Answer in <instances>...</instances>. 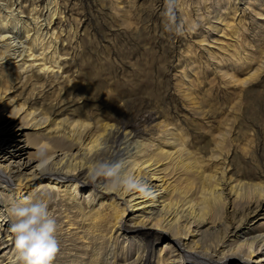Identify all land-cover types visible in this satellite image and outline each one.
Wrapping results in <instances>:
<instances>
[{"label": "rangeland", "instance_id": "obj_1", "mask_svg": "<svg viewBox=\"0 0 264 264\" xmlns=\"http://www.w3.org/2000/svg\"><path fill=\"white\" fill-rule=\"evenodd\" d=\"M55 2L59 14L47 28L55 30L59 41V74H44L31 62L21 68L13 59L2 61L0 79L8 76L12 83L6 82L0 107L19 104L69 124L90 123L94 130L98 120L135 126L142 139L154 148L162 144L164 150L163 130L171 127L185 150L205 163L207 174L215 171L220 178L225 169L227 182L264 184V0ZM18 3L28 18L35 11L42 14L47 0ZM25 133L23 145L33 144L32 155L45 142H56L41 139L36 144L29 139L32 130ZM59 144L65 151L73 145L67 140ZM2 185L0 206L10 214L12 196ZM227 188L223 185L230 202ZM87 193L88 188L78 193L74 206L59 189L38 183L23 194L46 199L56 219L59 252L52 264L162 263L167 237L158 243L152 238L149 256L145 241L117 228L107 200L89 205ZM253 204L221 209L223 219L231 216L223 220L221 232L228 234L244 214L252 218L248 225L253 232H264V199ZM6 219L12 253V218ZM129 219L126 226L133 222ZM259 255H252L250 264H257ZM13 259L20 264L16 255Z\"/></svg>", "mask_w": 264, "mask_h": 264}, {"label": "bare ground", "instance_id": "obj_2", "mask_svg": "<svg viewBox=\"0 0 264 264\" xmlns=\"http://www.w3.org/2000/svg\"><path fill=\"white\" fill-rule=\"evenodd\" d=\"M19 1L0 0V64L13 59L17 66L23 68L31 62L44 74H59V41L55 30L48 29L55 24L54 18L59 14L55 0H47L42 14L35 11L28 18L24 16ZM6 82L12 83L8 76L3 75L0 99L8 90ZM1 106L0 183L12 196L10 204L31 199L32 194L28 198L23 194L37 183L59 189L73 204L71 206L79 202L78 193L88 188V204L107 200L115 212L117 228L134 232L141 241H145L149 256L153 252V247L149 246L152 238L156 243L168 238L166 245L169 249L159 257L163 264H230L235 261L243 264L241 260L250 264L252 255L256 254L261 255L256 256L254 262L264 264V232H253L248 225L252 219H248V214L238 220L236 227L232 226L231 235L220 229L225 220L220 214L221 209L235 203L249 208L250 204L263 200L264 184L227 182L224 180L225 169L219 173L220 178L215 171L207 174L203 169L205 163L185 150L183 140L171 127L165 126L163 130L164 145L168 146V150H164L162 144L154 148L152 141L142 139V130L135 126L98 120L94 130L89 129L90 123L69 124L63 119L49 118L37 109L26 110L23 105L3 103ZM27 130H32L29 139L36 144L41 139L57 142H45L39 148L47 152L43 165L36 155L31 154L33 144L23 145L26 141L22 138ZM66 140L76 146L63 150L65 148L59 143ZM97 160L122 162L126 173L147 185L149 194L101 188L102 180L94 183L89 179L90 170ZM178 173L180 175L176 178L174 175ZM189 173H195L198 178L193 179ZM37 179L40 181L35 183ZM225 184L229 189L230 202L224 195ZM131 208L135 210L127 213ZM7 210L0 206V264H17L13 259L15 248L11 253L13 243L6 226V217L10 215L6 214ZM95 213L97 217H103L98 211ZM129 217L133 222L126 226L125 219ZM226 217V220L231 218L229 214Z\"/></svg>", "mask_w": 264, "mask_h": 264}, {"label": "clouds", "instance_id": "obj_3", "mask_svg": "<svg viewBox=\"0 0 264 264\" xmlns=\"http://www.w3.org/2000/svg\"><path fill=\"white\" fill-rule=\"evenodd\" d=\"M36 156L43 165L47 152L41 148ZM89 179L94 183L102 180L101 188L149 194L147 185L126 173L119 161H95ZM10 216V231L15 237L16 257L20 264H52L59 252V241L56 238L57 222L50 212L48 201L40 197L18 201L10 208Z\"/></svg>", "mask_w": 264, "mask_h": 264}]
</instances>
